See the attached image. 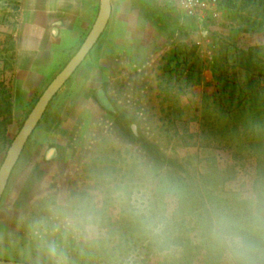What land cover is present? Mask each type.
<instances>
[{
  "label": "rangeland",
  "instance_id": "1",
  "mask_svg": "<svg viewBox=\"0 0 264 264\" xmlns=\"http://www.w3.org/2000/svg\"><path fill=\"white\" fill-rule=\"evenodd\" d=\"M0 0V168L26 118L85 41L50 27L39 0ZM111 19L28 139L0 202V258L36 264H205L182 228L165 252L106 198L105 239L67 232L60 202L151 172L201 190L264 175V120L250 125L248 89L264 76L233 65L264 44V0H226L204 33L184 35L156 0H112ZM200 41V44H196ZM195 52L192 53L193 47ZM55 244L56 256L49 253Z\"/></svg>",
  "mask_w": 264,
  "mask_h": 264
},
{
  "label": "clouds",
  "instance_id": "2",
  "mask_svg": "<svg viewBox=\"0 0 264 264\" xmlns=\"http://www.w3.org/2000/svg\"><path fill=\"white\" fill-rule=\"evenodd\" d=\"M106 198L122 206L143 234L165 252L182 228L195 237L205 264H264V175L237 178L193 194L151 172L60 202V218L77 239H105L101 216ZM49 253L56 256L55 244Z\"/></svg>",
  "mask_w": 264,
  "mask_h": 264
},
{
  "label": "water",
  "instance_id": "3",
  "mask_svg": "<svg viewBox=\"0 0 264 264\" xmlns=\"http://www.w3.org/2000/svg\"><path fill=\"white\" fill-rule=\"evenodd\" d=\"M112 0H103L98 17L85 41L69 60L66 66L55 76L26 118L20 132L7 150L5 160L0 168V202L7 188L12 171L22 154L25 145L46 112L50 102L75 73L105 31L112 15ZM0 264H35L28 261L0 258Z\"/></svg>",
  "mask_w": 264,
  "mask_h": 264
},
{
  "label": "built area",
  "instance_id": "4",
  "mask_svg": "<svg viewBox=\"0 0 264 264\" xmlns=\"http://www.w3.org/2000/svg\"><path fill=\"white\" fill-rule=\"evenodd\" d=\"M159 9L177 18L184 35L193 36L204 33L207 27L221 16L226 0H156ZM196 41V44H200Z\"/></svg>",
  "mask_w": 264,
  "mask_h": 264
},
{
  "label": "crops",
  "instance_id": "5",
  "mask_svg": "<svg viewBox=\"0 0 264 264\" xmlns=\"http://www.w3.org/2000/svg\"><path fill=\"white\" fill-rule=\"evenodd\" d=\"M103 0H39L38 4L45 10L48 18L45 26L60 22L73 34H83L95 23ZM34 0H30L33 6ZM92 28V27H91ZM28 262H34L26 259Z\"/></svg>",
  "mask_w": 264,
  "mask_h": 264
},
{
  "label": "trees",
  "instance_id": "6",
  "mask_svg": "<svg viewBox=\"0 0 264 264\" xmlns=\"http://www.w3.org/2000/svg\"><path fill=\"white\" fill-rule=\"evenodd\" d=\"M264 25V21L260 22ZM196 46L193 47L192 53L195 52ZM233 65L248 70L257 76H264V44L250 45L246 49H237L233 55ZM262 96L260 95L255 82L248 89V110L254 113L250 117V125L264 120V110L261 109ZM264 128V123L261 124ZM0 138L3 141L7 139L6 128L0 127Z\"/></svg>",
  "mask_w": 264,
  "mask_h": 264
}]
</instances>
